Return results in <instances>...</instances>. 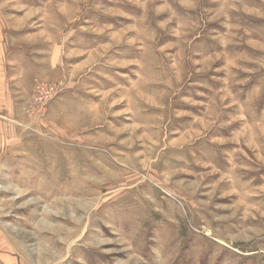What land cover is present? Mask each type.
<instances>
[{
    "label": "rangeland",
    "instance_id": "374dc122",
    "mask_svg": "<svg viewBox=\"0 0 264 264\" xmlns=\"http://www.w3.org/2000/svg\"><path fill=\"white\" fill-rule=\"evenodd\" d=\"M4 81L0 264H264V0H0Z\"/></svg>",
    "mask_w": 264,
    "mask_h": 264
},
{
    "label": "crops",
    "instance_id": "0c3cea01",
    "mask_svg": "<svg viewBox=\"0 0 264 264\" xmlns=\"http://www.w3.org/2000/svg\"><path fill=\"white\" fill-rule=\"evenodd\" d=\"M6 83L5 81L0 83V100H3L4 102H6L5 97H1V95H5L6 91L3 90V86L5 87ZM2 86V89H1Z\"/></svg>",
    "mask_w": 264,
    "mask_h": 264
}]
</instances>
